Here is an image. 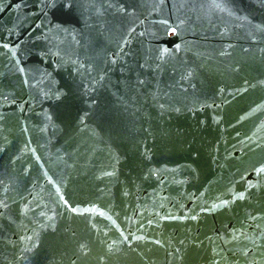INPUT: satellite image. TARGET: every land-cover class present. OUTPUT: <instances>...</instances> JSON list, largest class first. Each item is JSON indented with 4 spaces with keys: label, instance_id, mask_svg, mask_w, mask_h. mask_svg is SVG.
I'll return each mask as SVG.
<instances>
[{
    "label": "water",
    "instance_id": "1",
    "mask_svg": "<svg viewBox=\"0 0 264 264\" xmlns=\"http://www.w3.org/2000/svg\"><path fill=\"white\" fill-rule=\"evenodd\" d=\"M6 91L0 264H264V0H0Z\"/></svg>",
    "mask_w": 264,
    "mask_h": 264
},
{
    "label": "flooded vegetation",
    "instance_id": "2",
    "mask_svg": "<svg viewBox=\"0 0 264 264\" xmlns=\"http://www.w3.org/2000/svg\"><path fill=\"white\" fill-rule=\"evenodd\" d=\"M18 96L17 92H0V122L4 120L8 124L12 120L13 124H15L16 120H18L16 115L21 110L19 107L21 106V101L18 100Z\"/></svg>",
    "mask_w": 264,
    "mask_h": 264
}]
</instances>
